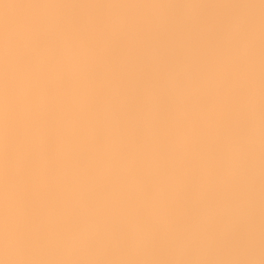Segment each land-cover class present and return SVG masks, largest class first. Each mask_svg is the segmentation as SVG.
<instances>
[{"label":"bare ground","instance_id":"6f19581e","mask_svg":"<svg viewBox=\"0 0 264 264\" xmlns=\"http://www.w3.org/2000/svg\"><path fill=\"white\" fill-rule=\"evenodd\" d=\"M5 49L3 264H264V0H0Z\"/></svg>","mask_w":264,"mask_h":264},{"label":"clouds","instance_id":"9594fccd","mask_svg":"<svg viewBox=\"0 0 264 264\" xmlns=\"http://www.w3.org/2000/svg\"><path fill=\"white\" fill-rule=\"evenodd\" d=\"M158 71L162 69L158 68ZM26 95L24 86L17 81L15 69L5 49L2 64H0V123L3 124V150L5 154V177L8 169V151L10 148V128L14 111L16 110V98ZM39 242L38 235L30 229H22L16 232L7 227L0 232V251L6 256L20 255L31 250ZM0 264H3L0 261Z\"/></svg>","mask_w":264,"mask_h":264}]
</instances>
